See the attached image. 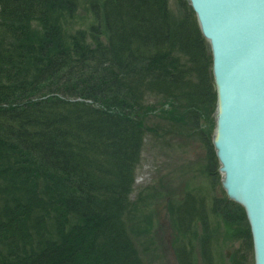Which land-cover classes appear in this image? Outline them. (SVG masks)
<instances>
[{
	"label": "trees",
	"instance_id": "16d2710c",
	"mask_svg": "<svg viewBox=\"0 0 264 264\" xmlns=\"http://www.w3.org/2000/svg\"><path fill=\"white\" fill-rule=\"evenodd\" d=\"M177 5L100 0L81 29L78 0H0V264H143L131 195L151 117L205 137L215 172L213 59ZM207 216L239 242L230 264H251L244 208L225 195Z\"/></svg>",
	"mask_w": 264,
	"mask_h": 264
},
{
	"label": "water",
	"instance_id": "95a60500",
	"mask_svg": "<svg viewBox=\"0 0 264 264\" xmlns=\"http://www.w3.org/2000/svg\"><path fill=\"white\" fill-rule=\"evenodd\" d=\"M212 55L213 147L227 198L244 208L264 264V0H186Z\"/></svg>",
	"mask_w": 264,
	"mask_h": 264
},
{
	"label": "rangeland",
	"instance_id": "374dc122",
	"mask_svg": "<svg viewBox=\"0 0 264 264\" xmlns=\"http://www.w3.org/2000/svg\"><path fill=\"white\" fill-rule=\"evenodd\" d=\"M78 1L77 27L86 29L96 24L94 10L98 8L92 4L100 0ZM170 9L179 15L177 0H170ZM149 124L157 128L159 137L145 136L131 195L137 217L133 236H137L143 264H181L177 250L186 247L193 252H188L192 253L193 264H230L239 242L232 238L230 230H225L221 218H207L210 226L204 225L207 214L213 213L214 199L226 195L219 164L215 172L211 171L205 137L156 117H151ZM190 197L197 198L196 210L189 218L176 220L191 205L185 201ZM207 228L212 235L207 234L208 241L202 243ZM186 229L190 230L184 237L180 230ZM180 239L184 241L177 242Z\"/></svg>",
	"mask_w": 264,
	"mask_h": 264
}]
</instances>
